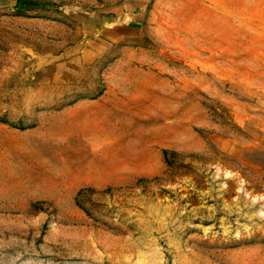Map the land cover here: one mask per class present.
<instances>
[{
    "label": "rangeland",
    "instance_id": "1",
    "mask_svg": "<svg viewBox=\"0 0 264 264\" xmlns=\"http://www.w3.org/2000/svg\"><path fill=\"white\" fill-rule=\"evenodd\" d=\"M0 264H3L2 128H1V55H0Z\"/></svg>",
    "mask_w": 264,
    "mask_h": 264
}]
</instances>
